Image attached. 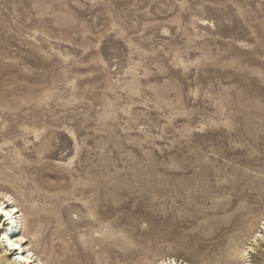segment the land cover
<instances>
[{
  "label": "rangeland",
  "instance_id": "374dc122",
  "mask_svg": "<svg viewBox=\"0 0 264 264\" xmlns=\"http://www.w3.org/2000/svg\"><path fill=\"white\" fill-rule=\"evenodd\" d=\"M0 188L45 264L237 260L219 237L264 222V0H0Z\"/></svg>",
  "mask_w": 264,
  "mask_h": 264
},
{
  "label": "bare ground",
  "instance_id": "6f19581e",
  "mask_svg": "<svg viewBox=\"0 0 264 264\" xmlns=\"http://www.w3.org/2000/svg\"><path fill=\"white\" fill-rule=\"evenodd\" d=\"M19 203L9 192L0 188V205L3 206L5 211L10 213V217L7 220L0 213V264H45L36 253L28 232L25 230L26 228L24 229V213L20 207L21 203ZM263 230L264 222L260 223V227L251 234L245 246L243 245L241 248L236 245L237 243L235 244L234 235L227 237L225 234L221 235L219 237L220 243L226 244L227 251L238 252L239 258L227 264H251L249 249L252 247L253 242L258 241L262 237ZM9 240L18 246L15 248L10 247ZM137 241L130 243L124 251L119 253V262L110 264H146L145 261L148 257L147 247L144 246V243L143 245ZM152 264H192V262L179 256L163 255Z\"/></svg>",
  "mask_w": 264,
  "mask_h": 264
},
{
  "label": "snow or ice",
  "instance_id": "6c2138e0",
  "mask_svg": "<svg viewBox=\"0 0 264 264\" xmlns=\"http://www.w3.org/2000/svg\"><path fill=\"white\" fill-rule=\"evenodd\" d=\"M13 211H15V210L13 209ZM0 213L3 214V216L5 217L6 220L10 217V213L7 212V211H5V210L3 209V206H2V205H0ZM8 243H9V246H10V247H13V248H15V247L18 246L16 243H14V242L11 241V240H9Z\"/></svg>",
  "mask_w": 264,
  "mask_h": 264
}]
</instances>
